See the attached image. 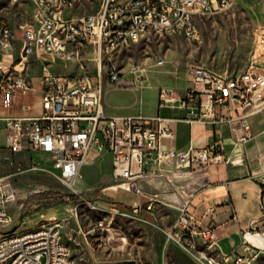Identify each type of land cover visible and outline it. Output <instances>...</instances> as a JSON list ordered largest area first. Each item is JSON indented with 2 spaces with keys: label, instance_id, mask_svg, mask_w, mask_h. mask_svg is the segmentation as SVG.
Returning <instances> with one entry per match:
<instances>
[{
  "label": "built area",
  "instance_id": "obj_1",
  "mask_svg": "<svg viewBox=\"0 0 264 264\" xmlns=\"http://www.w3.org/2000/svg\"><path fill=\"white\" fill-rule=\"evenodd\" d=\"M22 0H9L15 5ZM237 0H104L97 14L75 13L76 0H31V18L19 28L0 17V91L7 102L18 90L35 87L23 73L35 58L41 63V113L37 116L0 117V150L14 158L29 160L24 172L48 173L68 190L78 193L83 168L106 155L113 158L116 189L141 193L136 179L152 166L159 170H198L228 162L221 138L206 147L185 151L169 148L165 139L174 138L172 123L201 121L212 127L228 125L237 144L253 139L248 119L264 113V64L255 59L240 75L218 73L197 65L190 69V86L179 98L174 90L159 88V107L185 109L186 117L108 115L104 105L105 80L117 86L144 89L146 69L134 65L132 80L114 64L117 53L128 50L149 35L180 34L192 41L201 39L198 19L232 8ZM264 50V28L258 35ZM255 56H257L255 54ZM258 56H261L259 54ZM62 61L77 68L57 73ZM86 62L94 65L87 73ZM163 61L159 60L158 65ZM240 126L238 135L235 127ZM40 154V160L33 154ZM5 160H10L6 157ZM23 172V171H19ZM0 175V223L10 224L8 202L12 192ZM153 200L147 209L152 210ZM261 217L243 232L242 250L223 254L218 248L216 227L196 220L184 204L167 231L175 243L197 264H254L264 255V187L260 191ZM144 206L122 211L124 216H141ZM212 213L208 210L205 214ZM0 264H76L71 247L59 225L17 232L15 239L0 237Z\"/></svg>",
  "mask_w": 264,
  "mask_h": 264
},
{
  "label": "rangeland",
  "instance_id": "obj_2",
  "mask_svg": "<svg viewBox=\"0 0 264 264\" xmlns=\"http://www.w3.org/2000/svg\"><path fill=\"white\" fill-rule=\"evenodd\" d=\"M103 1L76 0L74 11L80 15L97 14ZM32 9L31 0L15 5L9 0H0V17L6 18L14 28L30 20ZM198 24L202 34L199 41L180 34L149 35L128 50L117 53L114 64L127 75V80L133 79L130 70L134 65L146 69L145 87L117 86L105 80L104 105L109 109L147 112L155 109L153 97L158 96L161 87L182 96L191 84L189 73L194 66L202 65L218 73L237 76L245 73L255 59L264 64V50L258 44V35L264 28V0H237L230 9L198 19ZM159 60L163 61L161 65L157 64ZM85 65V72L93 73V63ZM54 66L57 73L77 70L62 61ZM40 75L41 63L33 58L23 76L38 90ZM34 99L33 91L18 90V102H21L18 107L25 101L34 106ZM16 103L13 100V104ZM261 136L264 138V129ZM248 148L245 164L264 185V141L254 139ZM6 157L10 160H5ZM33 159L40 160V154L34 153ZM28 167L25 155L16 154L13 158L8 149L0 150V175L7 177L6 183L12 192L8 202L12 221L0 223V237L59 225L76 264H197L167 237L178 215L177 209L170 205L171 195L178 191L177 177L148 182L149 196L159 194V200L155 202L154 211L135 217L121 214L127 210L125 203L131 200L129 192H118L114 188L104 190L115 184L112 177L102 176L111 169L108 162H96L83 168L78 193L68 190L48 173L24 172ZM259 214L257 195L250 193L245 213L239 211L241 228L247 229ZM254 264H264V255Z\"/></svg>",
  "mask_w": 264,
  "mask_h": 264
},
{
  "label": "crops",
  "instance_id": "obj_3",
  "mask_svg": "<svg viewBox=\"0 0 264 264\" xmlns=\"http://www.w3.org/2000/svg\"><path fill=\"white\" fill-rule=\"evenodd\" d=\"M38 80L40 81L39 78ZM189 86L190 84H188L187 88ZM32 91L35 94L34 106H29L28 101H25L21 108L18 107L21 104V102H18V96L14 99L17 101L14 105L13 100L7 102L8 96L0 93V117L39 115L42 110L41 88L38 90L34 88ZM180 97V94H175V99L171 103L177 105ZM153 102L155 109L147 112L142 110L125 111L126 109L123 108L109 109L107 106H105V110L108 115L143 114L155 116L160 114L170 118L186 117L188 114L185 109L181 108H160L159 97H156V95L153 97ZM248 123L251 126V132L254 137L251 141L244 144H237L232 129L228 125L212 127L201 121L192 123L176 121L172 123L174 138L164 140V143L169 148L176 151H185L191 146L202 148L221 138L226 146L228 162L210 165L198 170L176 169L174 166L159 170L152 166L148 169L146 176L136 179L135 183L141 188V193L129 192L131 200L125 203L126 209L143 205L144 213L142 215L150 213L151 210L147 209V204L153 200V208L155 209V202L159 200V194L149 196L148 191H146L148 182L157 183L165 179L161 177L171 179L177 177L179 182L177 185L178 191L171 195L172 202L170 205L176 208L178 212L179 207L187 203L196 220H202L204 225L211 224L215 226L218 248L223 254L242 250L243 232L252 227L253 221L260 219L261 212L258 217L250 221L248 228L244 230L239 224V211L245 213L246 202L250 193L256 194L260 203V191L264 187L255 177V174L252 173V168L245 164L246 150H250L248 148L249 143L254 139L260 143L264 141L263 136H261L264 129V113L250 117ZM240 128L238 126L234 129L238 135L242 133ZM97 162H108L110 164L111 169L102 176L107 175L115 181L114 185L106 186L104 190L116 189L117 181L113 175L112 156L106 155ZM116 190L119 192L122 189ZM153 208L152 210L154 211ZM208 210L212 211V213L205 214Z\"/></svg>",
  "mask_w": 264,
  "mask_h": 264
},
{
  "label": "bare ground",
  "instance_id": "obj_4",
  "mask_svg": "<svg viewBox=\"0 0 264 264\" xmlns=\"http://www.w3.org/2000/svg\"><path fill=\"white\" fill-rule=\"evenodd\" d=\"M17 237V232L2 236L1 239L3 240H10V239H15ZM113 237V236H112Z\"/></svg>",
  "mask_w": 264,
  "mask_h": 264
},
{
  "label": "water",
  "instance_id": "obj_5",
  "mask_svg": "<svg viewBox=\"0 0 264 264\" xmlns=\"http://www.w3.org/2000/svg\"><path fill=\"white\" fill-rule=\"evenodd\" d=\"M0 79H1V76H0Z\"/></svg>",
  "mask_w": 264,
  "mask_h": 264
}]
</instances>
